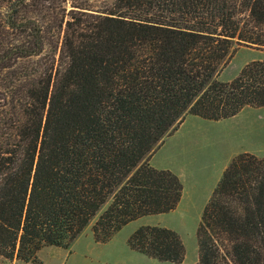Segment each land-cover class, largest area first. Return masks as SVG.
Here are the masks:
<instances>
[{
  "label": "trees",
  "instance_id": "trees-1",
  "mask_svg": "<svg viewBox=\"0 0 264 264\" xmlns=\"http://www.w3.org/2000/svg\"><path fill=\"white\" fill-rule=\"evenodd\" d=\"M0 12V256L42 264L94 222L106 243L130 222L174 211L183 183L149 157L187 116L264 107V59L231 81L239 47L264 52V0H3ZM70 2L68 8L66 4ZM196 264H264V158L237 155L206 205ZM129 246L181 264L169 228Z\"/></svg>",
  "mask_w": 264,
  "mask_h": 264
},
{
  "label": "rangeland",
  "instance_id": "rangeland-1",
  "mask_svg": "<svg viewBox=\"0 0 264 264\" xmlns=\"http://www.w3.org/2000/svg\"><path fill=\"white\" fill-rule=\"evenodd\" d=\"M74 1L75 0H69ZM78 4H84L89 9L102 10L112 3V0H79ZM70 8L71 3L66 4ZM0 12L6 13L5 4L0 0ZM264 59V52L249 47H239L220 71L218 79L228 82L236 78L241 70L250 62ZM204 119V118H203ZM229 132L230 140L228 147L223 145L215 149L224 159L223 152L252 153L260 158L264 157V108L256 109L246 113L235 124L222 125L216 130ZM190 201H185L176 210L160 215H151L143 218L147 226H159L176 231L186 248L185 264H196L198 261V239L197 230L202 219L201 208L191 207ZM94 222L84 231L69 248L49 246L43 248L38 256L42 264H106L104 260L113 251L131 248L129 246L130 236L138 230L135 225L123 227L115 235L116 237L106 243H98L94 239L92 226ZM143 227V226H141ZM132 249V248H131ZM0 264H33L25 263L18 259L9 260L0 256ZM157 264H163L158 262Z\"/></svg>",
  "mask_w": 264,
  "mask_h": 264
},
{
  "label": "crops",
  "instance_id": "crops-1",
  "mask_svg": "<svg viewBox=\"0 0 264 264\" xmlns=\"http://www.w3.org/2000/svg\"><path fill=\"white\" fill-rule=\"evenodd\" d=\"M263 108L247 106L238 115L218 121L189 115L177 131L164 139L161 146L149 157V162L156 169L172 171L182 181L183 196L178 206L185 201H190L189 206L201 208V212L204 211L224 171L239 155V152H223L222 160L220 153L214 152L222 145L223 149L228 147L230 140L228 131L216 130V128L235 124L246 113ZM145 217L132 221L128 225H135L134 228L147 226L145 220H142ZM104 262L106 264H157L158 262L173 264L150 258L129 247L113 251ZM181 264H185V260Z\"/></svg>",
  "mask_w": 264,
  "mask_h": 264
}]
</instances>
